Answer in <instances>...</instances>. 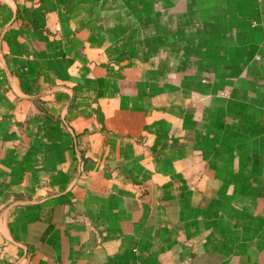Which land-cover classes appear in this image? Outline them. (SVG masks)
I'll list each match as a JSON object with an SVG mask.
<instances>
[{"label": "crops", "instance_id": "1", "mask_svg": "<svg viewBox=\"0 0 264 264\" xmlns=\"http://www.w3.org/2000/svg\"><path fill=\"white\" fill-rule=\"evenodd\" d=\"M0 264H264V0H0Z\"/></svg>", "mask_w": 264, "mask_h": 264}]
</instances>
